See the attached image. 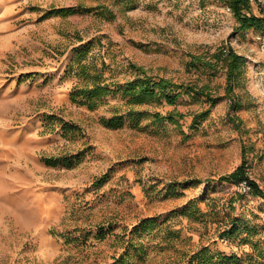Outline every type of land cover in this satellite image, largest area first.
Segmentation results:
<instances>
[{"label": "rangeland", "instance_id": "374dc122", "mask_svg": "<svg viewBox=\"0 0 264 264\" xmlns=\"http://www.w3.org/2000/svg\"><path fill=\"white\" fill-rule=\"evenodd\" d=\"M237 26L225 0H0V264H264V198L219 179L245 160L264 192V30ZM219 46L245 59L234 110L223 70L186 66ZM82 64L111 89L92 107ZM132 65L217 99L128 101Z\"/></svg>", "mask_w": 264, "mask_h": 264}, {"label": "trees", "instance_id": "16d2710c", "mask_svg": "<svg viewBox=\"0 0 264 264\" xmlns=\"http://www.w3.org/2000/svg\"><path fill=\"white\" fill-rule=\"evenodd\" d=\"M226 5L232 12L236 22L238 23L237 29H256L264 30V15L254 0H225ZM253 4L256 5L258 13L253 12ZM77 8H64L61 7L56 9L55 13L70 14L75 12ZM102 10V8H100ZM105 10V11H104ZM102 15L112 16L110 11L103 9L100 11ZM245 65V59L240 54L236 53L230 47L226 48L223 46L217 47L213 52L202 53L199 55H190V60L187 61L186 66L188 68H200L208 69L215 72L217 69H221L225 75V93L231 94L230 110H234L236 106V100L234 99L233 89L239 82L240 76L243 72ZM137 71L138 75L131 81L125 83L123 92L129 95L128 101L131 102H144L153 100L159 102L164 99L168 104H174L178 97L183 94H191L196 96H204L212 104L217 99L211 94L208 89V85L203 84L198 86L192 83H177L169 78L154 77L147 75V73L140 67L132 65ZM80 74L83 79L90 80V84L82 86H73L69 93V98L73 102L79 104H85L88 107L94 105L93 100L102 98L110 94L111 89L109 84L104 82L101 75L98 72L90 73L86 69V65H81ZM176 116H180L179 113L174 111L167 112L164 115L154 112L153 118L157 121L167 120L169 122H175ZM103 122L111 126L121 124L122 120L120 116L113 115L110 119L104 120ZM231 120H234L232 118ZM44 162L49 165H56L60 162L64 165H71L72 162L67 156L60 157H46ZM246 162L242 160L240 164L227 175L220 176V180L232 181L233 183H239L242 180H246L250 185V194L260 196L264 198V192L258 187V185L251 180L245 173ZM203 250L198 255L189 257L184 264H220L221 260L230 262L231 264H242L241 258L235 255L225 257H205L202 255ZM126 257H113L112 261L107 264H125ZM59 264V263H57Z\"/></svg>", "mask_w": 264, "mask_h": 264}, {"label": "built area", "instance_id": "2783aa9c", "mask_svg": "<svg viewBox=\"0 0 264 264\" xmlns=\"http://www.w3.org/2000/svg\"><path fill=\"white\" fill-rule=\"evenodd\" d=\"M255 3L260 8L262 14L264 15V0H254ZM238 188L243 192H249L250 191V185L247 183L246 180H242L241 182L237 183Z\"/></svg>", "mask_w": 264, "mask_h": 264}]
</instances>
